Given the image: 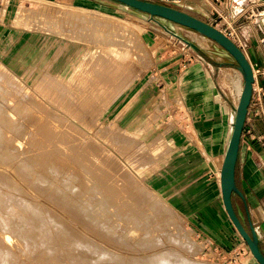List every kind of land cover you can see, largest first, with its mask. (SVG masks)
<instances>
[{"label":"rangeland","instance_id":"374dc122","mask_svg":"<svg viewBox=\"0 0 264 264\" xmlns=\"http://www.w3.org/2000/svg\"><path fill=\"white\" fill-rule=\"evenodd\" d=\"M7 2L8 0H0V199L4 204L0 207V254L4 253V259L0 255V264L2 259L5 261V254L11 261V257H16L17 259H13L16 264H140L143 261L141 258L156 252L158 254L154 258L159 261L155 260V264L163 259L160 264H229L205 237L193 229L185 215L178 212L160 194L152 182V176L159 172L168 153L169 141L165 131L161 129L165 119L157 110L158 100H153V97L140 112H136L135 109L141 108L138 105L144 96L142 94L137 99L139 94L134 95L141 83L151 77L156 61L155 52L164 47L167 41L178 42L196 54L183 41L185 39L218 62L229 61L220 58L219 53L225 55L223 50L195 31L159 18H151L113 0H10L8 9H5ZM18 3L26 11L17 9ZM167 3L166 5L181 11L188 7L181 0ZM57 4L60 5L56 7ZM40 7L52 8L53 12L49 10L47 14L41 13ZM79 8L88 11L83 12ZM54 11L55 15L52 14ZM72 14L75 16L70 18L68 15ZM66 16L68 17L64 18ZM86 18L89 20L88 24ZM93 20H99L97 22L101 24L93 25L90 23ZM108 21L111 25L133 29L140 37L134 48H130V57L121 63L122 68L120 66L112 75L114 77H109L111 79L98 76L105 69L99 49L103 48L102 41L105 40L106 24L103 27L102 23L108 24ZM164 26L181 39L166 32ZM85 28L90 29L86 32ZM91 31L92 34L88 35ZM94 59L96 60L91 62ZM221 71L225 86L230 87L231 74L227 77L226 72L229 71ZM92 74H97L100 81ZM88 75L93 77V81ZM133 194H141V198L134 199ZM127 195H130L129 198ZM149 201L152 204L155 202L153 207ZM119 204L122 205L118 207ZM125 205L128 206L127 209H131L127 210ZM122 206L126 209L124 212L127 211L125 216L118 212ZM133 206L136 207L135 210ZM137 206H146L145 210L148 211L144 213L145 210ZM115 207H118V211ZM151 210V214L155 216H149ZM4 211L5 214L2 213ZM130 211L134 213L131 214ZM33 213L35 217L38 216L43 228L40 229L32 220ZM135 214L141 217L138 218ZM158 215L164 219H157ZM132 217L136 219L132 220ZM17 221L20 223L17 225L19 233L30 231L31 236L38 230L44 232H40V235L35 233L39 238L34 234L31 241L28 239L21 242L19 233L14 231L18 232ZM245 247L246 253L242 250L237 264H248L252 258L249 249L246 245ZM94 252L96 256L102 255L101 259L93 257ZM94 258L99 259L98 263L96 259L92 262ZM116 258H121L123 263ZM10 260H6L5 264H12L13 261Z\"/></svg>","mask_w":264,"mask_h":264},{"label":"crops","instance_id":"0c3cea01","mask_svg":"<svg viewBox=\"0 0 264 264\" xmlns=\"http://www.w3.org/2000/svg\"><path fill=\"white\" fill-rule=\"evenodd\" d=\"M181 1L188 5L184 12L227 36L232 33L229 37L242 50L254 72L252 97L235 166L239 193L233 194L232 203L245 229L256 232L264 254V74L260 72L264 71V0ZM195 46L196 54L170 41L156 50L151 77L134 92L139 94L137 99L144 96L138 105L141 108L135 111L140 112L152 97L158 100L157 110L165 119L161 129L169 146L166 160L152 176V182L225 260L235 249L246 253L225 212L220 187V170L242 76L224 51L225 55L219 56L229 61L218 62ZM223 69L229 71L227 77L231 74L230 87L225 86L221 77ZM252 258L248 264H258Z\"/></svg>","mask_w":264,"mask_h":264},{"label":"water","instance_id":"95a60500","mask_svg":"<svg viewBox=\"0 0 264 264\" xmlns=\"http://www.w3.org/2000/svg\"><path fill=\"white\" fill-rule=\"evenodd\" d=\"M113 1L137 10L151 18L163 19L167 22L183 26L201 34L203 37L215 42L233 61L236 69L241 73L242 89L237 107L235 108L231 135L221 165L220 187L224 209L231 224L249 249V252L254 257L255 261L258 264H264V254L259 248V241L256 232L253 229H251L250 232L245 229L240 222L232 203L233 194L239 193L235 184V166L239 153L241 135L252 97L253 83L255 82L254 72L250 63L246 59L242 50L222 31L184 11L166 4L154 3L146 0ZM176 37L180 38L178 35H176ZM183 41L192 49H196L195 44L185 39H183Z\"/></svg>","mask_w":264,"mask_h":264},{"label":"bare ground","instance_id":"6f19581e","mask_svg":"<svg viewBox=\"0 0 264 264\" xmlns=\"http://www.w3.org/2000/svg\"><path fill=\"white\" fill-rule=\"evenodd\" d=\"M43 1V0H42ZM39 2H40V0H39ZM45 3H46V1H45ZM49 3V2H48ZM52 4V3H51ZM55 5V4H54ZM58 5H60V4H57L56 5V7L58 6ZM27 6V5H26ZM41 6V5H40ZM62 6V5H61ZM63 7V6H62ZM67 7V6H66ZM59 8V7H58ZM17 9H19L20 11L22 10L23 11V9L25 10V7L24 6H20V4L18 3V5H17ZM27 9V8H26ZM52 9V8H51ZM51 9H49V8H42V7H40L39 8V12H41V13H49V10H51ZM77 9V8H76ZM29 10V9H28ZM36 10V9H35ZM58 10V9H57ZM78 10H81V11H88V10H85V9H81V8H79ZM179 10V9H178ZM26 11V10H25ZM68 11V10H67ZM24 12V11H23ZM37 12H38V10H37ZM51 12H53V10H51ZM61 12V11H60ZM72 12V11H71ZM26 13V12H25ZM55 11H54V13H52V14H54L55 15ZM51 14V15H52ZM70 14V13H69ZM65 15H67V14H65ZM68 16H70V18L71 17H73V16H75V15H68ZM68 16H66V17H64V18H67ZM90 16V15H89ZM91 18V17H90ZM74 19V18H73ZM87 19V18H86ZM85 19V21H87ZM95 19V18H94ZM92 20V19H91ZM57 21V20H56ZM97 21H99V20H97ZM96 20H93V22L92 21H90V23H92L93 25H97L99 22H97ZM162 21H165V20H163L162 19ZM83 22V21H82ZM88 22H89V20L87 21V24H88ZM107 22V21H106ZM111 23V22H110ZM99 24H101V22L99 23ZM103 24H106V26H105V33H104V38H105V40H104V38H103V40L104 41H102V44H103V48L100 50L99 49V54H100V52L102 53L101 54V59H102V65L105 67V69H104V71L102 72V73H100V75H98L99 77L100 76H103L104 78H108V79H111V78H109V77H112V75H114V72H116V71H118V69H120V66H121V63L126 59V58H128V57H130L129 56V50H130V48L132 47V49L134 48V46H135V44L138 42V38H140V37H138V33H136L135 31H132L131 29H127V28H123V27H121V26H118V25H111V24H109V21H108V24L107 23H102V26H103ZM119 24V23H118ZM124 25V24H123ZM83 26V25H82ZM101 26V25H100ZM103 26V27H104ZM76 27V26H75ZM88 28V27H87ZM82 29V28H81ZM90 29V28H89ZM89 29H87V30H89ZM83 30V29H82ZM86 32H87V30H86V28L84 29ZM164 30L166 31V32H168L170 35H172V36H176V34L173 32V31H171L169 28H167V27H165L164 26ZM97 31V30H96ZM85 32V33H86ZM102 33V34H103ZM70 34V33H69ZM88 35L90 34H92V31L89 33H87ZM97 36V35H96ZM103 35H101V37H102ZM86 37V36H85ZM94 38H95V36H94ZM93 38V39H94ZM99 38V37H98ZM97 39V38H96ZM177 39H179L178 37H177ZM77 40V39H76ZM95 40V39H94ZM100 40V39H99ZM102 40V39H101ZM94 42V41H93ZM202 42V41H201ZM101 43V42H100ZM97 44V43H96ZM142 44V43H141ZM138 45V44H137ZM141 46V45H140ZM99 48V47H98ZM141 48H143L142 46H141ZM139 49V48H138ZM135 50L136 49H134V51L133 52H135ZM143 50V49H142ZM98 52V51H97ZM131 52V51H130ZM137 52V51H136ZM137 53H139V52H137ZM137 53H134V54H137ZM144 53H145V51H144ZM98 54V55H99ZM90 56V55H89ZM134 56V55H133ZM137 56V55H136ZM99 57H98V59H99ZM95 58H96V56H95ZM96 59H94V60H90L91 62H93V61H95ZM99 61V60H98ZM60 63V62H59ZM58 63V64H59ZM63 63H65L64 61H63ZM88 63V62H87ZM95 63V62H94ZM96 63H98V62H96ZM61 65H62V62L60 63ZM60 64H59V66L57 67V68H59L60 67ZM91 64V63H90ZM91 65H93V64H91ZM101 65V63H99V66H102ZM124 65V64H123ZM94 66V65H93ZM92 66V67H93ZM95 66H96V64H95ZM3 67H4V65H3ZM91 67V68H92ZM4 68H6V67H4ZM96 68V67H95ZM95 68H93V69H95ZM100 68V67H99ZM121 68H122V66H121ZM2 69V68H1ZM2 70H4V69H2ZM94 71V70H93ZM79 72V71H78ZM90 72V71H89ZM94 73V72H93ZM97 73V72H96ZM110 74V76H108ZM8 75H9V73H8ZM49 75V74H48ZM76 75V74H75ZM93 75V74H92ZM84 76V75H83ZM89 76V75H88ZM90 76H91V74H90ZM89 76V77H90ZM93 76H96V78H97V74L96 75H93ZM5 77L7 78V76L5 75ZM114 77V76H113ZM112 77V78H113ZM45 78V77H44ZM91 78V77H90ZM93 78V77H92ZM91 78V80L93 81V79ZM103 78V79H104ZM3 79V78H2ZM1 79V80H2ZM57 79V78H56ZM81 79V78H80ZM98 79V78H97ZM96 79V80H97ZM100 79H102V78H100ZM107 79V80H108ZM117 79V78H116ZM127 79H128V77H127ZM5 80V79H4ZM45 80H46V78H45ZM51 80H53V77H52V79ZM55 80V79H54ZM99 80V79H98ZM115 80V79H114ZM118 80V79H117ZM126 80V79H125ZM47 81H49V80H47ZM100 81V80H99ZM119 81V80H118ZM117 81V82H118ZM130 81V80H129ZM9 82V81H8ZM41 82V81H40ZM75 82H77V81H75ZM97 82V81H96ZM104 82V81H103ZM109 82V81H108ZM111 82H113V81H111ZM115 82V81H114ZM124 82V81H123ZM7 83V82H6ZM46 83V82H45ZM57 83V82H56ZM95 83V82H94ZM121 84H122V82H120ZM8 84V83H7ZM10 84V83H9ZM109 84V83H108ZM113 84V83H112ZM124 84V83H123ZM49 85V84H48ZM54 85V84H53ZM59 85V84H58ZM76 85V84H75ZM91 85V84H90ZM102 85V84H101ZM114 85V84H113ZM127 85V84H126ZM44 86V85H43ZM50 86H51V84H50ZM110 86V85H109ZM115 86V85H114ZM119 86H121V85H119ZM0 87H2V86H0ZM117 87H118V85H117ZM54 88V87H53ZM120 88V87H119ZM118 88V89H119ZM1 89V88H0ZM56 90H57V88H55ZM65 89V88H64ZM79 89V88H78ZM92 89V88H91ZM6 90V89H5ZM77 90V89H76ZM95 90V89H94ZM114 90H115V88H114ZM60 92L62 91V90H59ZM64 91H66V90H64ZM52 92H53V90H52ZM57 93H58V91H56ZM118 92H119V90H118ZM50 93H51V91H50ZM69 93V92H68ZM73 93V92H72ZM110 93V92H109ZM114 93V92H113ZM12 94V93H11ZM14 94V93H13ZM59 94V93H58ZM116 94H119V93H116ZM54 95H55V93H54ZM57 95V94H56ZM55 95V96H56ZM115 95V94H114ZM54 96V97H55ZM53 97V96H52ZM53 97V98H54ZM1 98V97H0ZM107 98H110L109 96L107 97ZM114 98V97H113ZM33 99V98H32ZM104 99V98H103ZM108 100V99H107ZM110 103V102H109ZM3 104V103H2ZM2 106V105H1ZM12 106V105H11ZM99 109V108H98ZM2 111V110H1ZM46 116V115H45ZM57 117V116H56ZM1 119V118H0ZM58 120V119H57ZM48 125V124H47ZM46 127V126H45ZM55 127H56V125H55ZM29 133V132H28ZM51 133V132H50ZM62 137V136H61ZM78 137V136H77ZM31 139V138H30ZM52 139V138H51ZM147 144V143H146ZM154 144V143H153ZM30 145V144H29ZM32 146V145H31ZM42 147V146H41ZM53 147V146H52ZM36 148V147H35ZM71 148V147H70ZM44 149V148H43ZM97 149V148H96ZM29 150V149H28ZM143 150V149H142ZM155 150V149H154ZM157 151V150H156ZM38 153V152H37ZM54 153V152H53ZM100 153V152H99ZM11 154V153H10ZM140 154V153H139ZM13 155V154H12ZM10 157V156H9ZM16 157V156H15ZM35 157V156H34ZM47 157H49V156H47ZM146 157V156H145ZM4 158V157H3ZM18 159V158H17ZM37 159V158H36ZM50 159V158H49ZM98 159V158H97ZM2 160V159H1ZM140 160V159H139ZM5 161V160H4ZM150 161V160H149ZM146 162V161H145ZM25 163V162H24ZM93 163V162H92ZM10 164V163H9ZM144 164V163H143ZM27 166H28V164H27ZM137 166V165H136ZM34 167V166H33ZM88 169V168H87ZM146 169V168H145ZM30 170V169H29ZM57 171V170H56ZM88 171V170H87ZM121 171V170H120ZM18 172V171H17ZM35 172V171H34ZM57 173V172H56ZM4 174V173H3ZM32 174V173H31ZM36 174V173H35ZM49 174V173H48ZM92 174V173H91ZM37 176V175H36ZM85 176V175H84ZM55 177V176H54ZM93 178H94V176H92ZM38 178V177H37ZM51 178V177H50ZM63 178V177H62ZM98 178V176L96 177V179ZM56 179V178H55ZM49 180V179H48ZM80 180V179H79ZM89 180V179H88ZM93 179L91 178V181H92ZM101 180V179H100ZM114 180V179H113ZM37 181H39V180H37ZM66 181V180H65ZM97 181V180H96ZM103 181V180H102ZM78 182V181H77ZM93 182H94V180H93ZM133 182V181H132ZM68 183V182H67ZM98 183H99V181H98ZM136 183V182H135ZM52 184V183H51ZM58 184V183H57ZM72 184V183H71ZM102 184V183H101ZM16 185V184H15ZM31 185V184H30ZM94 185V184H93ZM127 185V184H126ZM5 187H6V185H4ZM80 186V185H79ZM99 186V185H98ZM103 186V185H102ZM105 186V185H104ZM135 186V185H134ZM133 186V187H134ZM14 187V186H13ZM138 187V186H137ZM41 188V187H40ZM44 188V187H43ZM48 188V187H47ZM91 188H93L92 187V185H91ZM126 189H127V187H125ZM136 188V187H135ZM69 189V188H68ZM88 189H89V187H88ZM98 189V188H97ZM101 189V188H100ZM113 189V188H112ZM124 189V188H123ZM125 189V190H126ZM134 189V188H133ZM70 190H71V188H70ZM102 190V189H101ZM124 190V191H125ZM136 190V189H135ZM90 191V190H89ZM118 191V190H117ZM132 191V190H131ZM12 192V191H11ZM55 192V191H54ZM73 192V191H72ZM125 192H127V191H125ZM110 193V192H109ZM112 193V192H111ZM130 192H129V190H128V194H129ZM134 193H135V191H134ZM140 193V192H139ZM7 194H9V193H7ZM12 194V193H11ZM78 194V193H77ZM80 194V193H79ZM118 194V193H117ZM125 194H127V193H125ZM132 194V193H131ZM137 194V193H136ZM136 194H133V197H134V199H136L135 197H139V198H141L140 196H141V194H140V196L139 195H137V196H135ZM95 195V194H94ZM112 196H113V194H111ZM115 195H116V193H115ZM4 196V195H3ZM79 196H81V195H79ZM91 196V195H90ZM96 196V195H95ZM128 196V198H129V196L130 195H127ZM127 196H125V197H127ZM142 196H144L143 194H142ZM1 197V199H2V196H0ZM109 197V196H108ZM114 197H116V196H114ZM148 197V196H147ZM70 198H72V197H70ZM107 198V197H106ZM122 198H124V197H122ZM132 200L131 201H133V198L132 197H130ZM0 199V200H1ZM109 200H111L110 198H108ZM107 199V200H108ZM117 199V198H116ZM127 199V198H126ZM144 199H146V198H143V200ZM152 199V198H151ZM85 200V199H84ZM114 200H115V198H114ZM119 200V199H118ZM123 200H125V199H123ZM128 200H130V199H128ZM137 200L139 201V199L137 198ZM142 199H141V201H143ZM95 201V200H94ZM135 201V200H134ZM7 202V201H6ZM28 202V201H27ZM69 202V201H68ZM101 202H102V200H101ZM106 202V201H105ZM113 202V201H112ZM111 202V203H112ZM116 202V201H115ZM115 202H113V203H115ZM127 202V201H126ZM125 202V204H127ZM146 202H148V201H146ZM149 202H151V201H149ZM17 203V202H16ZM75 203V202H74ZM81 203V202H80ZM85 203V202H84ZM103 203V202H102ZM109 203V202H108ZM118 203V202H117ZM120 203V202H119ZM129 203L131 204V202L129 201ZM135 203V202H134ZM142 203H144V201L142 202ZM141 203V204H142ZM6 204V203H5ZM110 204V203H109ZM123 204V206H124V203H122ZM122 204H119L118 205V207L120 206V205H122ZM133 204V203H132ZM141 204H139V205H141ZM144 204H146V203H144ZM150 204V203H149ZM151 204H152V202H151ZM153 204H155V202L153 203ZM151 205L152 207L154 206V205ZM8 205V204H7ZM78 205V204H77ZM84 205V204H83ZM90 205H91V203H90ZM96 205V204H95ZM106 205V204H105ZM108 205V204H107ZM127 205H129V204H127ZM127 205H125L126 207V209H127ZM134 205V204H133ZM143 205V204H142ZM141 205V206H142ZM4 206V204H3V201L1 200L0 201V207H3ZM34 206V205H33ZM74 206V205H73ZM114 206H117L116 204H114ZM122 206V207H123ZM135 206H136V204H135ZM135 206H133L132 208H134ZM146 206H147V204H146ZM146 206L144 207V208H142V209H144L145 210V208H146ZM151 206H149V207H151ZM157 206V205H156ZM6 207V209L8 208V206H5ZM26 207V206H25ZM118 207H115L114 209H116L117 210V208ZM122 207H120L119 209V211L118 212H121V213H123V216H125L124 214L127 212H124L126 209L124 208H122ZM138 207V206H137ZM20 208V207H19ZM30 209H31V207H29ZM72 208V207H71ZM82 208H83V206H82ZM100 208V207H99ZM136 208V207H135ZM135 208H134V210H135ZM138 208H140V207H138ZM140 208V209H141ZM155 208V207H154ZM5 209V211H7ZM26 209V208H25ZM97 209V208H96ZM129 209H131L130 207H129ZM129 209H127V210H129ZM147 209V208H146ZM149 209V208H148ZM152 209V208H151ZM18 210V209H17ZM79 210V209H78ZM90 210V209H89ZM91 210H93V208L91 209ZM90 210V211H91ZM106 210H107V208H106ZM138 210V209H137ZM157 210V209H156ZM3 211V210H2ZM5 211L4 212H2V213H4L5 214ZM9 211V210H8ZM11 211H13V210H11ZM22 211V210H21ZM24 211V210H23ZM86 211V210H85ZM146 211H148V210H145V211H143L144 213L146 212ZM161 211V210H160ZM26 212V211H25ZM47 212V211H46ZM114 212V211H113ZM117 212V213H118ZM129 212V211H128ZM94 213V212H93ZM130 213L131 214H133L134 212H132V211H130ZM136 213V212H135ZM152 213V210H151V212H149L148 214H151ZM156 213V212H155ZM8 214V213H7ZM10 214V213H9ZM35 213H33V216L34 217H32V218H34V219H32V220H34V222L40 227V229H41V227L43 228V226L42 225H40L41 224V221H39V219L37 218V217H35V215H34ZM88 214V213H87ZM97 214H98V212H97ZM111 214H113L112 212H111ZM110 214V215H111ZM120 214V213H119ZM118 214V215H119ZM128 214V213H127ZM157 214V213H156ZM163 214V213H162ZM39 215V214H38ZM117 215V216H118ZM120 215H122V214H120ZM128 215H130V214H128ZM128 215H126V217L128 216ZM137 214H135V216H136ZM164 215V214H163ZM5 216V215H4ZM93 216H94V214H93ZM98 216V215H97ZM133 216V215H132ZM138 216V215H137ZM136 216V217H137ZM149 216H155V215H153V214H151V215H149ZM0 217H2V216H0ZM23 217H24V215H23ZM78 217V216H77ZM87 217V216H86ZM90 217V216H89ZM95 217V216H94ZM116 217V216H115ZM121 217V216H120ZM136 217H134L135 219H136ZM141 216H138V218H140ZM6 218V217H5ZM5 218H3V220L5 219ZM8 218V217H7ZM29 218V217H28ZM91 218V217H90ZM93 218V217H92ZM127 218H129V217H127ZM134 218L132 217V220H134ZM148 218V217H147ZM150 218V217H149ZM148 218V219H149ZM158 218H160V216L158 215V217H157V219ZM15 219V218H14ZM99 219V218H98ZM97 219V220H98ZM100 219H102V218H100ZM115 219V218H114ZM145 219H146V217H145ZM150 219H153V218H150ZM156 219V218H155ZM161 219V218H160ZM164 219V218H163ZM163 219H161V220H163ZM5 220H7V219H5ZM25 220V219H24ZM81 220V219H80ZM96 220V219H95ZM106 220V219H105ZM105 220H103V221H105ZM26 221V220H25ZM100 221V220H99ZM126 221V220H125ZM129 221V220H128ZM140 221V220H139ZM138 221V222H139ZM148 221V220H147ZM5 222V221H4ZM8 222V221H7ZM11 222V221H10ZM18 222V221H17ZM32 222V221H31ZM43 222V221H42ZM63 222V221H62ZM76 222H77V220H76ZM100 222H102V221H100ZM110 222V221H109ZM122 222V221H121ZM130 222H131V219H130ZM141 223H142V220L140 221ZM143 222H144V220H143ZM13 223V222H12ZM16 223V222H15ZM97 223H99V222H97ZM3 224V223H2ZM8 223H6V225H7ZM20 225V223L18 222L17 224H16V227H17V225ZM29 224V223H28ZM101 224V223H100ZM112 224V223H111ZM115 224V223H114ZM134 224H135V222H134ZM143 224V223H142ZM12 225V224H11ZM21 225H23V224H21ZM26 224L24 223V226H25ZM102 225V224H101ZM148 225V224H147ZM13 226H15V224L13 225ZM23 226V227H24ZM28 226H30V225H28ZM36 226V225H35ZM68 226V225H67ZM73 226V225H72ZM92 226V225H91ZM99 226V225H98ZM4 227V226H3ZM6 227H8V226H6ZM19 227V226H18ZM18 227H17V230H18V232L16 231V230H14L15 232H16V234H18L19 233V229H18ZM26 227V226H25ZM37 227V226H36ZM39 227L37 228V230L39 229ZM101 227V226H100ZM112 227V226H111ZM113 227H114V225H113ZM154 227H156V226H154ZM13 228H15V227H13ZM32 229H33V227H31ZM48 228V227H47ZM106 228V227H105ZM108 228V227H107ZM143 228V227H142ZM7 229V228H6ZM8 229H10V228H8ZM12 229V228H11ZM16 229V228H15ZM23 230H24V228H22ZM26 229V228H25ZM29 229H30V227H29ZM34 229H36V228H34ZM45 229V228H44ZM43 229V230H44ZM113 229V228H112ZM56 230H57V228H56ZM79 230V229H78ZM99 230H101V228L99 229ZM107 230V229H106ZM129 230V229H128ZM141 230V229H140ZM146 230V229H145ZM7 231V230H6ZM12 231V230H11ZM11 231H9L10 233L9 234H11ZM35 231V230H34ZM67 231V230H66ZM115 231H117V230H115ZM147 231V230H146ZM8 232V231H7ZM14 232V233H15ZM40 232H44V231H40ZM39 230L37 231V235H40L39 233ZM67 232H69V231H67ZM29 233H30V231L29 232H26L25 230L24 231H20V233H19V236L18 235H14V236H18V238L20 237V239L22 240L21 242H26L28 239H30L31 238V236H34V234L35 233H33L31 236L29 235ZM35 234V235H36ZM44 234V233H43ZM55 234V233H54ZM108 234V233H107ZM6 235V234H5ZM37 235H36V237H37ZM126 235H128V234H126ZM9 236V235H8ZM56 236V235H55ZM51 237V236H50ZM127 237V236H126ZM136 237V236H135ZM183 237V236H182ZM185 237V236H184ZM37 238H39V236L37 237ZM109 238V237H108ZM129 238V237H128ZM15 239V238H14ZM32 239H34L33 237H32ZM36 239V238H35ZM49 239V238H48ZM61 239V238H60ZM141 239V238H140ZM177 239H178V237H177ZM183 239H185V238H183ZM187 239V238H186ZM10 241V240H9ZM30 241H31V239H30ZM76 241H77V238H76ZM119 241V240H118ZM184 241V240H183ZM11 242V241H10ZM115 242V241H114ZM75 243V242H74ZM80 243V242H79ZM109 243V242H108ZM145 243V242H144ZM156 243V242H155ZM3 244H5V243H3ZM23 244V243H22ZM25 244V243H24ZM34 244V243H33ZM44 244V243H43ZM87 244V243H86ZM116 244V243H115ZM134 244V243H133ZM149 244V243H148ZM7 245V244H6ZM76 245V244H75ZM88 245V244H87ZM119 245V244H118ZM117 245V246H118ZM0 246H1V244H0ZM32 246V245H31ZM64 246V245H63ZM84 246H86V245H84ZM141 246V245H140ZM33 247V246H32ZM72 247V246H71ZM78 247V246H77ZM80 247V246H79ZM124 247V246H123ZM49 248V247H48ZM89 248V247H88ZM92 248V247H91ZM100 248V247H99ZM1 249H3V247H1ZM30 249V248H29ZM75 249V248H74ZM77 249V248H76ZM9 250V249H8ZM7 250V251H8ZM18 250V249H17ZM20 250H22V249H20ZM19 250V251H20ZM25 250V249H24ZM23 250V251H24ZM94 250H95V248H94ZM97 250V249H96ZM99 250V249H98ZM141 250V249H140ZM6 251V250H5ZM13 251V250H12ZM16 251V250H15ZM30 251V250H29ZM38 251H39V249H38ZM74 251V250H73ZM99 251H101V250H99ZM150 251V250H149ZM9 252V251H8ZM11 252V251H10ZM102 252V251H101ZM100 252V253H101ZM105 252V251H104ZM160 252H162V251H160ZM166 252V251H165ZM15 253V252H14ZM22 253V252H21ZM29 253V252H28ZM27 253V254H28ZM87 253H88V251H87ZM99 253V252H98ZM143 253V252H142ZM146 253V252H145ZM164 253V252H163ZM2 254H4V253H2ZM2 254H0V255H2ZM8 255H9V253H7ZM11 254V253H10ZM83 254H85L84 253V251H83ZM93 254H95V255H93V257L94 256H96L97 254H96V252H94ZM103 254V253H102ZM107 254V253H106ZM132 254V253H131ZM158 254V252H156V253H153V254H151V255H149V256H146V257H144V258H141L140 260L142 261L141 263L142 264H155V260H156V262H158L157 261V259L156 258H154V257H156L155 255H157ZM161 254V253H160ZM165 254V253H164ZM37 255V254H36ZM64 255V254H63ZM91 255V254H90ZM109 255V254H108ZM107 255V257H110V258H112L111 256H108ZM162 255V254H161ZM11 256V255H10ZM32 256V255H31ZM30 256V257H31ZM84 256H86V255H84ZM88 256H89V254L87 255V258H88ZM102 255H99V256H96V257H101ZM113 256V255H112ZM116 256V255H115ZM179 256V255H178ZM252 256V255H251ZM2 257H3V255H2ZM5 261L3 260L4 259V257H3V259H2V264H3V262H4V264L6 263V260H10L9 258L7 259V257H9V256H6V254H5ZM17 257H19L18 255H17ZM253 257V256H252ZM0 258H1V256H0ZM12 258V261H13V259L15 260V258H13V257H11ZM53 258V257H52ZM90 258V257H89ZM88 258V259H89ZM165 258V257H164ZM17 259V258H16ZM42 259V258H41ZM71 259V258H70ZM79 259H82V258H80L79 257ZM96 258H94V259H92V262H95V261H93V260H95ZM98 259V258H97ZM96 259V260H97ZM101 259V258H100ZM113 259H115V258H113ZM113 259H110L111 261H115V260H113ZM126 259V258H125ZM138 259V258H137ZM161 259H162V256H161ZM253 259H254V257H253ZM50 260V259H49ZM91 260V259H90ZM99 260V259H98ZM98 260L96 261L97 263H98ZM116 260H118L117 258H116ZM120 260H121V258H120ZM120 260H118V261H120ZM134 260H135V258H134ZM139 260V259H138ZM139 260V261H140ZM164 260V259H163ZM163 260H160L161 262H159V264L160 263H162V261ZM181 260H182V258H181ZM255 260V259H254ZM11 261V260H10ZM11 261V262H12ZM48 261V260H47ZM87 261V260H86ZM102 261H104V260H102ZM106 261V260H105ZM108 261V260H107ZM106 261V262H107ZM125 261V260H124ZM130 261V260H129ZM131 261H133V260H131ZM166 261V260H165ZM179 261V260H178ZM55 262V261H54ZM120 262H122V261H120ZM133 262H135V261H133ZM172 262V261H171ZM170 262V263H171ZM180 262H182V261H180ZM184 262V261H183ZM8 263V262H7ZM13 263H15V261H13ZM12 263V264H13ZM25 263V262H24ZM24 263H22V264H24ZM49 263H51V262H49ZM104 263V262H103ZM107 263H110V261L109 262H107ZM115 263V262H114ZM123 263V262H122ZM130 262H128V263H126V264H129ZM138 264L139 262H135V264ZM140 263V264H141ZM11 264V263H10ZM16 264V263H15ZM18 264H19V262H18ZM26 264V263H25ZM52 264H54V263H52ZM92 264V263H91ZM102 264V263H101ZM111 264H113V263H111ZM120 264V263H119ZM158 264V263H157ZM182 264V263H181ZM186 264H197V263H192V262H186Z\"/></svg>","mask_w":264,"mask_h":264},{"label":"built area","instance_id":"2783aa9c","mask_svg":"<svg viewBox=\"0 0 264 264\" xmlns=\"http://www.w3.org/2000/svg\"><path fill=\"white\" fill-rule=\"evenodd\" d=\"M174 2H176V1H174ZM225 35H226V33H224ZM232 33H228V36L227 37H229L230 35H231ZM230 38V37H229ZM230 39H232L233 40V38H230ZM256 72H258V71H256ZM262 74H264V71H260ZM215 249V248H214ZM243 253V251L242 250H240V249H235L234 251H233V253H232V255L230 256V257H226V259L225 260H227V262H229V264H237L238 262H240V258H241V254Z\"/></svg>","mask_w":264,"mask_h":264}]
</instances>
